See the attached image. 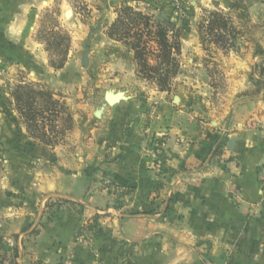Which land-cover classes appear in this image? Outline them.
Returning a JSON list of instances; mask_svg holds the SVG:
<instances>
[{
	"label": "crops",
	"instance_id": "0c3cea01",
	"mask_svg": "<svg viewBox=\"0 0 264 264\" xmlns=\"http://www.w3.org/2000/svg\"><path fill=\"white\" fill-rule=\"evenodd\" d=\"M76 1L0 0V68L23 71L29 81L52 87L90 81L75 61L73 46L64 66L53 69L42 39L43 30L49 29L46 17L51 10H55L53 28H65L75 38L82 25L72 9ZM85 1L88 7L108 9L104 17L107 25L121 4L142 11L153 4L152 0ZM212 1L220 2L204 0L203 7ZM245 3L248 17L231 16L234 26L242 28L236 46L210 52L216 56L225 81L215 103L199 98L197 104L187 94L177 98L157 89L143 95L145 82L136 76L132 53L118 52L115 58L116 48L112 47L122 46L100 32L98 51L104 61L109 59L101 70L123 74L113 81L119 87L109 89L125 96L105 106L88 128L74 125L68 134L76 150L72 160L66 164L56 158L61 168L49 172L51 178L46 173L37 186L40 193L87 201L82 211L63 210L46 220L29 252L13 263L196 264L201 258L205 264H264V189L257 179V171L264 165V0ZM196 39L193 33H185L181 53L202 55ZM88 58L90 63L91 52ZM188 68L202 72L207 77L202 84L211 85L208 66L190 59ZM135 83L141 86L136 93L132 92ZM190 84L197 86L196 80ZM105 91L100 105H104ZM21 124L17 125L25 133ZM155 134L165 136L158 156L163 165L159 174L150 168L152 157L147 152ZM230 138H234L232 150L227 147ZM55 148L67 149L66 145ZM29 150L50 161L47 145L33 142ZM89 167L106 172L135 192L157 190L156 201L166 203L162 210L168 204V218L117 214L108 217L106 225L110 239L121 244V249L106 241L103 247V239L95 238L76 245L75 228L95 214L111 212L96 205L97 191L84 190ZM66 247H75L76 255L68 257ZM94 248H99V253Z\"/></svg>",
	"mask_w": 264,
	"mask_h": 264
},
{
	"label": "rangeland",
	"instance_id": "374dc122",
	"mask_svg": "<svg viewBox=\"0 0 264 264\" xmlns=\"http://www.w3.org/2000/svg\"><path fill=\"white\" fill-rule=\"evenodd\" d=\"M152 2L153 4L151 3L150 6L145 5L143 11H139L150 15L154 21L161 22L170 19L180 31V54L177 56L179 68L176 75L170 80L169 89L162 92H167L171 96L175 95L177 98L179 95L187 94L190 100L196 101L197 104L199 98H203L209 103H215L214 101L222 96L225 89L222 84L225 81L222 70L218 66L217 61L214 60L216 56L212 55L210 52L214 51L213 48L225 50L231 46H236L242 28L234 26L231 16L236 15L243 19L244 17H248V6L245 0L212 1L209 7H203L202 4L204 0H152ZM176 3H179V9L175 8ZM235 4H239V6ZM118 7L119 6L115 7V12ZM133 8L136 9L135 7ZM72 9L78 14V19L82 24L80 27L81 29L75 34V38L73 39L72 34L65 28H53L54 15L52 13H54L55 10H51V13L47 14L49 16L46 17L49 29L43 30L42 39L45 42L46 34L50 32V30H61L68 33L70 36L68 50L70 47L72 48V46L75 48V61H77L78 64L80 63V65L83 53L82 44L85 42L88 48V54L91 52V62L89 63L87 54L88 64L87 66L81 65V68L82 72L90 77V81L75 86L66 84L62 87H52L50 85L48 86L46 84L29 81L23 71H10L4 66L0 68V264H16L13 263L16 259L29 252L32 241L35 236L41 232V229H43V224L46 223L45 221L51 218L54 219L57 212L63 210L82 211L84 208L83 203L87 200H64L48 195L46 191L40 193V191L37 190V186L39 187L41 179H45L46 173H48L50 177L51 174H49V172L55 173L61 168V165L56 164V158L66 160V164H68L67 161L72 160V155H74L76 150L75 146L72 145V142L68 139V134L74 125L79 124L82 128L84 126H86L84 128H88V126H91L92 121H94V116L98 117L105 106L109 105L108 102H106V96L110 94H119L122 98V95H124L122 91L114 93L109 89L119 87L116 83H113V81L115 82V78L123 74L116 70H101L104 68L103 64L109 61V59H105L104 61L100 54L101 52L99 53L98 51V45L101 41L100 32H104L106 35V28L108 25L104 21V17L108 9L105 7H88V3L85 0H77L76 3L73 4ZM216 10L228 16L233 27V31L230 34L231 36L228 37V41L224 46H220L216 42H213L212 36L207 34L204 35V40H202L200 34V24L208 16L209 12ZM257 12L259 11H256L255 14H257ZM188 32L196 36L197 46L202 50V55L181 53L182 36ZM117 42L120 44L119 46L122 47L111 46L113 49H117H115L114 53L115 58L118 57L116 55L118 52L130 51L127 45L119 41ZM205 51H207V53ZM130 52L132 53V51ZM50 53L51 55L48 53L49 60H57L58 55H55L56 52L52 50ZM67 57L68 55H66V60ZM198 57L199 60H197ZM190 59L201 61L208 66V75L210 77L208 82L211 84L210 86L202 84V81L205 79L207 81L206 75L188 68ZM103 75L104 78H102ZM136 76L145 82L143 95L151 94V91L154 89L161 91L154 81L141 78L137 73V67ZM192 80H196V87L190 84ZM20 83H32L46 87L52 92L53 98L57 100L59 104H63L66 107L65 112H69L72 117V127L64 129L65 131L63 132L62 129L68 125V123L63 120V117H65L64 112L62 115H58L59 118L54 122L46 121V128L49 130V134L53 136V143L47 145L51 156L49 157L50 161H44L41 156H36L29 150V148L33 146V142H40L30 136L29 132L26 130L25 124L15 110L11 93L15 86ZM140 87L138 83H135L132 92L136 93V90L141 89ZM103 90H106L103 95L104 105H100ZM94 110L95 113L92 114ZM96 111L98 115H96ZM88 119L91 121L88 122ZM19 122L22 123L21 125L25 133H23L22 130L20 131L17 125ZM50 127H52L51 132L49 129ZM164 141V135L155 134L149 142V148H147V152L150 157H152L150 168L157 174L162 173L163 170L162 160H159L158 156L163 149ZM156 142H159V147L156 146ZM58 145H66L67 149H65V152L57 150L55 147ZM83 153L84 152H82V154ZM84 157L83 154V158ZM83 164H85V161H83ZM82 168L85 169L88 167L84 168V165H82ZM89 169L91 173L85 170L90 175H88L89 180L85 183L84 190L88 191L92 188V191H97V198L95 200L96 205L98 207H103L101 209L108 208L111 212L95 214L88 220H84L81 225L75 228L73 238L76 245L79 243L86 244L92 242L95 238L98 239V241L103 239V242L100 243L103 247L106 241L110 246H118V249H121V244L110 239V230L106 225L109 221H106V219L108 217H117V214L136 215L144 213L143 203H145L149 209L152 208L151 206L158 203L154 212L144 214H156L163 220L168 218L167 212H165L168 204L162 210L161 207L166 203L163 201H156L157 190L150 191L148 196L142 198L140 191L135 192L129 185L125 186L121 184L115 177L106 172H95V169H92V167H89ZM26 181L29 185L25 184ZM30 181L32 182L30 183ZM102 191H105V194H102ZM94 249L96 253H99V248ZM66 253L68 257L72 258L76 255L75 247L71 249L67 248ZM196 264H205V262L200 258Z\"/></svg>",
	"mask_w": 264,
	"mask_h": 264
},
{
	"label": "trees",
	"instance_id": "16d2710c",
	"mask_svg": "<svg viewBox=\"0 0 264 264\" xmlns=\"http://www.w3.org/2000/svg\"><path fill=\"white\" fill-rule=\"evenodd\" d=\"M239 6V4H235ZM204 23V24H203ZM233 31L231 20L219 11H211L200 24L202 40L204 35L212 36L213 42L224 46ZM106 35L122 42L132 51L138 75L146 80H152L161 91L168 90L170 80L178 71L177 56L180 54V31L170 19L154 21L152 17L127 4H121L116 10L115 19L107 26ZM46 50H54L57 60H49L54 69L63 67L70 36L61 30H50L45 38ZM15 110L26 126L30 136L44 145H51L53 139L46 128V121L54 122L58 115H62L68 123L62 129L72 127V117L63 104L53 98L52 92L41 85L32 83L17 84L11 93ZM50 132L52 127L49 128ZM141 197L148 196L150 191H140ZM144 213L154 212L158 206L147 208L143 203ZM167 212V208L165 209Z\"/></svg>",
	"mask_w": 264,
	"mask_h": 264
},
{
	"label": "water",
	"instance_id": "95a60500",
	"mask_svg": "<svg viewBox=\"0 0 264 264\" xmlns=\"http://www.w3.org/2000/svg\"><path fill=\"white\" fill-rule=\"evenodd\" d=\"M82 47H83V53H82V57H81V65L87 66V64H88V59H87L88 48L86 47L85 42L82 44ZM120 97L121 96L119 94H116V95L110 94V95L106 96V102H108V104H112L114 101H116ZM96 115H98V112H96ZM233 142H234V138H230L228 140L227 147L229 150H232Z\"/></svg>",
	"mask_w": 264,
	"mask_h": 264
},
{
	"label": "built area",
	"instance_id": "2783aa9c",
	"mask_svg": "<svg viewBox=\"0 0 264 264\" xmlns=\"http://www.w3.org/2000/svg\"><path fill=\"white\" fill-rule=\"evenodd\" d=\"M175 8L179 9V3L175 4ZM156 146L159 147V142H156ZM257 179L262 188L264 189V165L260 166L257 171Z\"/></svg>",
	"mask_w": 264,
	"mask_h": 264
}]
</instances>
